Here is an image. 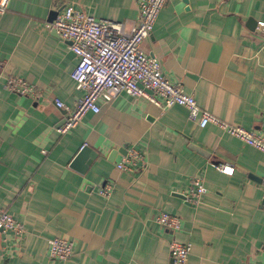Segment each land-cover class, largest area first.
<instances>
[{"label": "crops", "instance_id": "0c3cea01", "mask_svg": "<svg viewBox=\"0 0 264 264\" xmlns=\"http://www.w3.org/2000/svg\"><path fill=\"white\" fill-rule=\"evenodd\" d=\"M66 7L127 29L138 0H9L0 13V210L23 229L0 231V264H169L172 238L191 243L184 264H264L262 151L214 123L200 126L182 105L125 92L59 131L66 110L55 100L72 107L83 93L70 75L77 58L50 25ZM258 19L264 0H166L140 47L201 108L264 136ZM9 75L33 93L10 90ZM130 150L145 152L144 168L116 167ZM223 163L231 175L217 169ZM196 174L204 189L195 206ZM161 211L179 229L159 224ZM52 237L72 241L67 259L49 256Z\"/></svg>", "mask_w": 264, "mask_h": 264}, {"label": "built area", "instance_id": "2783aa9c", "mask_svg": "<svg viewBox=\"0 0 264 264\" xmlns=\"http://www.w3.org/2000/svg\"><path fill=\"white\" fill-rule=\"evenodd\" d=\"M166 0H138L136 20L126 29L121 21L96 18L81 10L71 7L57 13L50 25L68 42V48L75 54L77 61L71 70V78L76 87L83 91L74 106H66L62 101L55 100V105L65 108L66 117L59 126L61 133L74 127L83 115L98 112L101 103L125 92L142 96L161 108L173 104L182 105L187 109L190 120L200 126L214 123L222 130L241 139L243 142L264 153V136L243 126L221 120L211 112L201 108L195 98L186 94L176 84L171 83L163 74L157 58L149 56L140 47L142 40L152 31L153 24ZM9 0H0V13L7 10ZM256 26L264 35V20L258 19ZM10 90L18 93L31 91L32 87L23 79L9 75L5 81ZM147 165L145 152L130 150L116 167L121 170L133 171ZM217 169L231 175L234 167L231 164H217ZM110 185H103L99 193L110 194ZM204 185L199 175L191 180L188 200L197 205L201 201ZM156 220L163 227L175 231L179 229L180 219L166 211H161ZM22 225L7 211L0 210V231L21 234ZM169 264H184L189 254L191 243L181 242L172 238L168 243ZM71 240L61 237L48 239L49 256L65 260L71 254Z\"/></svg>", "mask_w": 264, "mask_h": 264}, {"label": "water", "instance_id": "95a60500", "mask_svg": "<svg viewBox=\"0 0 264 264\" xmlns=\"http://www.w3.org/2000/svg\"><path fill=\"white\" fill-rule=\"evenodd\" d=\"M57 14V11L54 10L53 14L49 17L50 22L55 18ZM86 146H82L80 151L78 152V154L75 156L74 160L72 161V163H75L80 157H82L87 151V149L85 148Z\"/></svg>", "mask_w": 264, "mask_h": 264}]
</instances>
